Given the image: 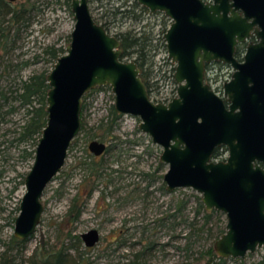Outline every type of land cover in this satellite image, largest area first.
Masks as SVG:
<instances>
[{
  "label": "water",
  "instance_id": "obj_1",
  "mask_svg": "<svg viewBox=\"0 0 264 264\" xmlns=\"http://www.w3.org/2000/svg\"><path fill=\"white\" fill-rule=\"evenodd\" d=\"M90 1L71 0L75 26L66 53L47 76V122L25 177L14 236L28 240L36 232L45 190L82 130L85 95L110 86L116 111L139 117V128L162 148L166 189L191 188L207 211L225 214L215 253L242 259L264 247V0H137L171 20L163 38L175 63L177 95L168 102L151 98L138 63L122 58L121 41L95 20ZM252 36L256 41L246 44L239 61L236 47ZM211 62L234 70L223 84L225 100L204 82ZM221 145L229 155L215 162L212 155ZM89 149L100 156L107 145L95 139ZM81 237L92 247L100 232L91 229Z\"/></svg>",
  "mask_w": 264,
  "mask_h": 264
},
{
  "label": "rangeland",
  "instance_id": "obj_2",
  "mask_svg": "<svg viewBox=\"0 0 264 264\" xmlns=\"http://www.w3.org/2000/svg\"><path fill=\"white\" fill-rule=\"evenodd\" d=\"M26 1L18 0L15 5ZM68 1L31 0L35 5L31 24L23 27L15 42L11 38L0 47V257L5 250L3 241L8 243L14 235V218L26 191L25 177L34 162L30 153L38 144V140L17 141L27 113L16 96L23 80L53 69L54 59L47 53L48 47L66 50L70 44L75 18ZM100 4V0H91L93 15L103 10L98 8ZM142 24L130 19L123 28L140 29ZM162 69L169 73L170 65ZM160 74L162 71L158 77ZM210 76L217 77L214 73ZM168 77L162 79L167 85ZM85 101V126L73 141L65 166L45 190V211L36 232L26 241L23 259L43 247L61 246L68 213L77 198L82 213L70 225L73 234L81 237L91 229L100 232L97 244L88 247L81 237L79 251L73 250L75 255H83V264H202L200 252L213 246L215 238L202 232L191 238V247L186 249L190 222L197 221V226L203 222V212L196 215L201 195L191 188L166 189L163 174L167 165L160 161L162 148L139 128V117L121 114L113 135L90 138L103 133L102 121L107 124L112 119L115 95L110 86L96 89ZM95 139L108 147L100 156L89 149ZM94 158L103 165L100 176L87 169V163ZM181 201L185 204L178 210ZM217 212L209 224L214 231L226 224L225 214ZM239 260L240 263L227 259V264H264V247ZM24 264L32 263L24 260Z\"/></svg>",
  "mask_w": 264,
  "mask_h": 264
},
{
  "label": "trees",
  "instance_id": "obj_3",
  "mask_svg": "<svg viewBox=\"0 0 264 264\" xmlns=\"http://www.w3.org/2000/svg\"><path fill=\"white\" fill-rule=\"evenodd\" d=\"M66 1L69 3L68 0ZM100 1L101 4L98 8H103V10H99V12L94 15L95 20L102 24L109 33L112 34V32H114V35L121 41V47L123 50L122 58L126 60H134L138 63L141 69V76L147 84L151 98L158 102V98L155 97V95H158L160 87L157 77L158 73L162 70V67H160L158 70L159 72H157L156 58L160 53V50L165 51L166 48L162 34L167 28L166 21L169 22L168 18L159 12L150 14L149 9L140 5L137 0ZM15 4L16 2L10 0H0V47L6 44L11 38L15 39L13 41L15 42L23 27H28L32 22L35 5L31 0H27L17 6ZM130 19L143 23L141 28L136 29L133 27L124 29L123 27L125 23ZM14 28L16 29V33L13 35L12 31ZM242 51L243 46L237 47L235 52L236 57H240ZM47 53L51 54L55 64L57 59L63 53H66V50L64 47L58 48L53 45L47 48ZM166 63L167 62H165V64ZM25 64L27 63L25 62ZM8 66L10 67V65ZM49 72L50 71H43L33 74L28 79L23 80L21 91H19L16 96V99H18L23 106H26L27 113V120L25 124L22 125L21 130L19 131L20 135L17 138V141L21 143L32 140L37 141L42 134L43 128L46 126V98L50 88L47 81ZM102 88H104V86L96 87L85 95L83 111L86 107L85 100L88 96L96 89ZM2 94L7 99V96L4 93ZM35 102H38L39 105H35ZM83 111L82 129L85 126L83 121ZM111 114L112 119L107 123L108 126H105L107 124L104 123V121H102L100 125L103 133H97V135L94 134V136H90V138L99 137L101 139H106V137L113 135L114 125L121 114L116 111L114 105L111 108ZM35 151L36 149L30 153L33 159L35 157ZM216 155L217 151L214 153V157ZM87 165V169L92 175H101L100 170L103 168V165L97 163L95 158L87 163ZM184 204V201L179 202L178 210H181ZM17 209L19 212L20 207L18 206ZM200 212H203L202 224L197 226V221L190 222L191 229L187 234L188 241L186 244V249L188 250L193 242V240H191L193 236L197 237L203 232L210 235L211 238L217 239L225 231V227H218L216 231L213 230V227L209 224L213 213L218 212L216 210L207 211L201 202V198H198L196 215ZM81 213L82 208L78 206L77 198H75V203L68 213L69 219L66 221V224L68 225L65 227V230H63L62 236H64V239L61 246L58 248L55 246L50 248L43 247L38 249L28 259H23L27 240L19 239L12 235L11 240L8 243L3 241L5 244V250L1 254L0 264H24V260L31 262L32 264H83V255H75L73 253V250H76L77 252L79 251L82 243L81 237L73 234V228L70 226L80 218ZM15 219L16 217L14 220ZM200 258L204 260L202 264H227V259L219 257L215 253L212 245L200 252L198 259ZM229 259L234 262L240 261L239 259Z\"/></svg>",
  "mask_w": 264,
  "mask_h": 264
},
{
  "label": "flooded vegetation",
  "instance_id": "obj_4",
  "mask_svg": "<svg viewBox=\"0 0 264 264\" xmlns=\"http://www.w3.org/2000/svg\"><path fill=\"white\" fill-rule=\"evenodd\" d=\"M159 13L164 15V13H162V12H159ZM165 17L168 18L167 16H165ZM168 20H169V22L167 24V28H168V26H169V24L171 22V20L169 18H168ZM163 34H162V37H163ZM163 40H164V38H163ZM255 41H256L255 37L252 36L251 38H249V40H247V42L239 44L237 47L243 46V51L242 52L244 53V49H245L246 44L248 42H255ZM164 42H165V40H164ZM165 46H166V44H165ZM237 47H236V50H237ZM165 51L167 52L166 48H165ZM243 53H241L240 57H236L239 61L242 60V54ZM165 65H170V69H168V70H171V74L172 75H170L169 73L163 71V69H162L161 70L162 71V75L160 74L161 80L163 78H165V77L167 78L169 76L168 78L172 79L171 81L176 84V82L174 81L175 63L172 62V60L170 58H168V62ZM233 71H234L233 68L230 66V64H227V63H222V62H211V63H208V64L205 65L204 82H206L210 86V88H212L220 97H222L225 100L226 97L224 96L223 84H224L225 81H228L231 78V75H232ZM211 73H214L217 77L212 79V77L210 76ZM222 77H223V79L219 80V78H222ZM176 90H177V84H176ZM176 95H177V92H176ZM161 102H163V101H161ZM227 104L228 103L226 102V105ZM107 149H108V147H107ZM216 151H217V155L214 157V153ZM214 153L212 155V160L213 161H215V162H217V161H226V159H227V157L229 155V149H228V147L226 145H221V146H219V147H217L215 149ZM257 163L259 165L263 166V163L261 161H257Z\"/></svg>",
  "mask_w": 264,
  "mask_h": 264
},
{
  "label": "built area",
  "instance_id": "obj_5",
  "mask_svg": "<svg viewBox=\"0 0 264 264\" xmlns=\"http://www.w3.org/2000/svg\"><path fill=\"white\" fill-rule=\"evenodd\" d=\"M150 14H152V13L150 12ZM156 61H157L156 68H157V72H158L160 67H163L165 62H168L167 52L160 50V53L157 55ZM169 74L172 75L171 70H170ZM157 80L159 81L160 87L158 90L159 93L156 97L158 98L159 101H163V102L170 101L176 95V84L171 81L172 79H169V81L167 80L169 83L167 85V82H164L163 80H161L160 76L157 77ZM165 85L170 87L169 91L166 89Z\"/></svg>",
  "mask_w": 264,
  "mask_h": 264
}]
</instances>
